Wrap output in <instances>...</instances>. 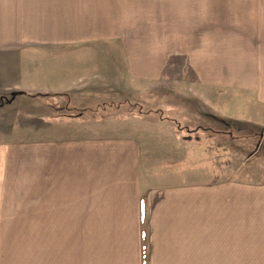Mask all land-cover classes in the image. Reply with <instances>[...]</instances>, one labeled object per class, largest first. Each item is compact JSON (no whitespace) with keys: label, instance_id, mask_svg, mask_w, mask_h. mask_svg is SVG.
Here are the masks:
<instances>
[{"label":"crops","instance_id":"crops-1","mask_svg":"<svg viewBox=\"0 0 264 264\" xmlns=\"http://www.w3.org/2000/svg\"><path fill=\"white\" fill-rule=\"evenodd\" d=\"M125 4L126 0H0V48L72 55L118 46L128 80H160L175 52L160 50L155 61L147 50L133 52L122 31L128 14ZM224 43L215 42L213 53L203 44V52L186 55L199 81L214 88H258L262 77L253 43L248 41L247 52L244 43L233 49L224 48ZM150 62H157L152 71ZM95 65L98 70H117L112 63ZM93 78L42 92L0 95L19 93L0 109L18 98L45 101L43 126L37 127L43 129L44 141L13 149L26 153L28 198H42L45 230L73 232L65 244L61 233L58 238L61 253L64 248L68 255L74 250V258L67 261L264 263V185L221 173L197 176L194 137L181 138L163 119L148 123L147 116L115 110L127 100L116 103L105 95L108 92L100 93V82ZM101 102L114 109L101 110ZM1 148L0 162L9 166L0 164V173L5 167L12 176L19 154Z\"/></svg>","mask_w":264,"mask_h":264},{"label":"rangeland","instance_id":"rangeland-1","mask_svg":"<svg viewBox=\"0 0 264 264\" xmlns=\"http://www.w3.org/2000/svg\"><path fill=\"white\" fill-rule=\"evenodd\" d=\"M125 9L128 14L122 31L133 52L147 50L153 61L160 50L175 52L167 59L160 80H128L118 46L77 50L80 53L72 55L59 51L40 55L29 50L11 53L1 47L0 95L42 92L94 76L100 82V93L108 92L104 94L116 103L127 100L115 110L147 116L148 123L163 119L165 125L179 130L181 138L194 137L197 176L221 173L228 179L264 185V0H126ZM217 41L226 42L223 47L229 49L244 43V50L248 41L253 43L262 77L258 88H214L199 81L186 55L197 53V49L203 52V44L206 52L213 53ZM111 63L117 66L116 71L96 69L95 64ZM150 63L148 71L157 62ZM44 102L18 98L0 109V148L19 154L14 174L5 167L0 173V264H75L67 261L74 258V250L68 255L64 248L61 253L58 239L61 233L65 244L73 232L45 230L42 198H28L25 151L13 149L44 141L43 129L37 128L43 126ZM99 105L101 110L114 109L108 103ZM0 164L9 166L7 161ZM8 179L13 183L8 185Z\"/></svg>","mask_w":264,"mask_h":264},{"label":"trees","instance_id":"trees-1","mask_svg":"<svg viewBox=\"0 0 264 264\" xmlns=\"http://www.w3.org/2000/svg\"><path fill=\"white\" fill-rule=\"evenodd\" d=\"M19 93H12V94H10L9 96H7V97H5V96H3V97H1L0 98V106H2V105H4V104H8V103H10L12 100H13V98L16 96V95H18Z\"/></svg>","mask_w":264,"mask_h":264}]
</instances>
